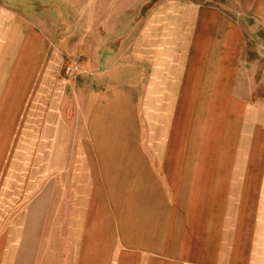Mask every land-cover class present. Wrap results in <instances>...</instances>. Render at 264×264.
Returning <instances> with one entry per match:
<instances>
[{
    "label": "crops",
    "instance_id": "0c3cea01",
    "mask_svg": "<svg viewBox=\"0 0 264 264\" xmlns=\"http://www.w3.org/2000/svg\"><path fill=\"white\" fill-rule=\"evenodd\" d=\"M0 264H264V0H0Z\"/></svg>",
    "mask_w": 264,
    "mask_h": 264
},
{
    "label": "rangeland",
    "instance_id": "374dc122",
    "mask_svg": "<svg viewBox=\"0 0 264 264\" xmlns=\"http://www.w3.org/2000/svg\"><path fill=\"white\" fill-rule=\"evenodd\" d=\"M210 3H215L217 0H205ZM44 9L37 8L35 9V14L37 17V20L40 24L45 25L49 28L50 31H60V32H70L71 27L74 26V24L71 23V20L75 16V9L73 8H65L63 9H58V12L61 11L60 15L64 19V23L60 22L59 14L55 9H52V13L49 14L48 20L44 17ZM59 20V21H58ZM70 21L68 23L67 21ZM69 40V41H68ZM61 42H72V39H68V34L64 36V39H61ZM73 57H66L65 65L62 70V78H65L66 80H73V79H78L79 75L81 73V64L84 61V59L81 58V60L78 62H73Z\"/></svg>",
    "mask_w": 264,
    "mask_h": 264
}]
</instances>
